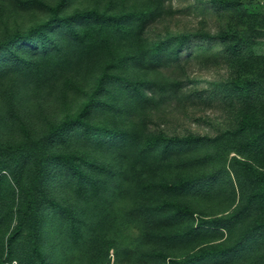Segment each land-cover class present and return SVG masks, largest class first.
<instances>
[{"label":"trees","instance_id":"trees-1","mask_svg":"<svg viewBox=\"0 0 264 264\" xmlns=\"http://www.w3.org/2000/svg\"><path fill=\"white\" fill-rule=\"evenodd\" d=\"M163 1L0 0V264H264V11L149 36ZM193 39L232 123L151 129Z\"/></svg>","mask_w":264,"mask_h":264},{"label":"rangeland","instance_id":"rangeland-1","mask_svg":"<svg viewBox=\"0 0 264 264\" xmlns=\"http://www.w3.org/2000/svg\"><path fill=\"white\" fill-rule=\"evenodd\" d=\"M254 2L258 3V10L264 11V0ZM26 18L24 15L20 19ZM227 20H230L228 13L211 7L205 0H164L161 14L147 24L146 31L149 36L167 29L193 31L203 28L214 32ZM258 39L262 42L254 45L253 49L256 53H264V37ZM221 50L217 43L207 44L196 39L189 42L181 53L179 67L170 69L173 75L184 80L180 96L160 102L149 115L147 127L168 132L189 129L213 134L232 123L228 102L212 98L211 86H207L208 81L223 79L228 73L229 66ZM192 79L197 82L190 81ZM4 264H17V261L13 259Z\"/></svg>","mask_w":264,"mask_h":264}]
</instances>
